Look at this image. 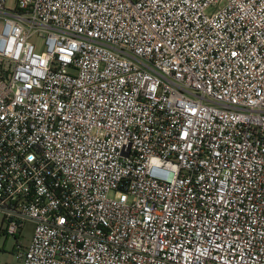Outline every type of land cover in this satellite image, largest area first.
Wrapping results in <instances>:
<instances>
[{"label": "built area", "instance_id": "1", "mask_svg": "<svg viewBox=\"0 0 264 264\" xmlns=\"http://www.w3.org/2000/svg\"><path fill=\"white\" fill-rule=\"evenodd\" d=\"M7 1L0 233L34 223L20 263L264 264V0Z\"/></svg>", "mask_w": 264, "mask_h": 264}, {"label": "rangeland", "instance_id": "2", "mask_svg": "<svg viewBox=\"0 0 264 264\" xmlns=\"http://www.w3.org/2000/svg\"><path fill=\"white\" fill-rule=\"evenodd\" d=\"M15 0H8L7 7H13ZM39 42V41H38ZM34 223L26 222L22 235L17 238L0 233V264H21L16 257L17 247L19 245L29 244L33 237Z\"/></svg>", "mask_w": 264, "mask_h": 264}, {"label": "crops", "instance_id": "3", "mask_svg": "<svg viewBox=\"0 0 264 264\" xmlns=\"http://www.w3.org/2000/svg\"><path fill=\"white\" fill-rule=\"evenodd\" d=\"M27 245H28V244H27ZM27 245H26V244H24L23 246H22V245H20V247H21V248H24V247H26Z\"/></svg>", "mask_w": 264, "mask_h": 264}]
</instances>
